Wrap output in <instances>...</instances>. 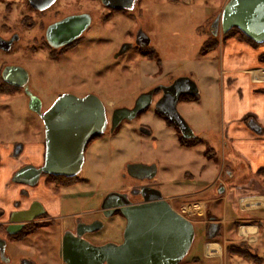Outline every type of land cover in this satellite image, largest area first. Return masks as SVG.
Here are the masks:
<instances>
[{
    "label": "rangeland",
    "instance_id": "374dc122",
    "mask_svg": "<svg viewBox=\"0 0 264 264\" xmlns=\"http://www.w3.org/2000/svg\"><path fill=\"white\" fill-rule=\"evenodd\" d=\"M218 1L222 8L227 0H199L191 5L187 0H159L157 4L154 0H145L142 6L149 11L147 17L155 12L151 10L153 6L162 14L152 18L154 23L152 21L150 29L154 40L149 43L156 59L162 61L161 68L155 61L141 58L139 50L131 48L113 59L106 55L101 57L100 51L97 57L94 52V59L91 56L92 51L90 55L89 52L86 55L83 52L81 59L76 58L77 61H72L68 66L63 63L58 68L43 70L45 63L37 57H31L29 51H23L24 43L18 42L19 58L24 60L23 64L32 77V91L41 100L43 109L63 92L53 78L58 72L59 75L69 74L75 88L73 94L76 96H85V87L97 85L91 94L103 103L108 125L103 134L87 147L84 164L78 176L89 183L80 187L82 191L95 193L99 203H103V198H99L101 193L108 194L138 183L155 185L170 178L180 180L191 167H200L204 163L205 145H210V137L218 135L221 127L223 96L218 67L219 48L201 52L204 42L203 38L196 35L195 26L198 20L194 17V12L199 5L205 11H212L220 4ZM119 45V42H115L112 47L105 49L106 53L115 52ZM20 51L26 58L20 57ZM7 58L0 50V61ZM102 62L104 66L112 68L110 74L104 68L103 73L93 76L95 65L100 69ZM179 77L189 78L198 90L197 99H186L185 95L178 100L176 108L191 130L202 139L201 144L181 145L178 130L169 126L157 114L155 105L162 97V91L152 96L150 105L144 111L133 119H123L116 130L110 131V118L114 109H130L142 93L168 86ZM205 123L211 125V132L207 135L200 132ZM42 128L41 119L28 108L23 94L12 98L0 96V143L14 144L17 140L26 138L35 140L38 137L35 131ZM128 164L152 165L156 170L155 175L151 179L135 181L125 175ZM219 164L220 158L217 159L216 171ZM215 186L213 184L216 189ZM176 193L173 187H163L164 197ZM172 206L175 208L176 203ZM39 236H29L11 246L7 251L10 256L9 264H21L26 259L39 261L41 256H45L43 264H64L57 249H36ZM192 252L193 250L190 254ZM30 253L36 254L30 256ZM190 254H186L178 264H189ZM258 254L261 257L260 264H264V249H258ZM238 259L244 264H252L250 261Z\"/></svg>",
    "mask_w": 264,
    "mask_h": 264
},
{
    "label": "flooded vegetation",
    "instance_id": "af4514ba",
    "mask_svg": "<svg viewBox=\"0 0 264 264\" xmlns=\"http://www.w3.org/2000/svg\"><path fill=\"white\" fill-rule=\"evenodd\" d=\"M158 1L154 0V3L157 4ZM194 1L199 0H188L187 3L191 5ZM143 3H145V0H52L47 6L39 8L34 6L30 0H0V50L8 57L0 61V96L12 98L17 94H23L27 99L28 106L29 95H34L31 84L32 77L23 64L24 60L19 58L18 55V42L24 43L23 51H29L31 57H37L45 63L43 70L58 68L63 63L68 66L72 61H77L76 58H80L83 52L85 55L89 52L90 55V51H92L91 56L93 59L94 52L96 57L101 52V57L106 55L107 58L109 56L113 59L131 48L139 50L140 56L144 51H152L149 44L146 47H140L136 44V40L138 35L141 36L142 33L149 38V43L154 40L150 27L154 23L153 19L156 15L162 14L156 11V6H153L151 10L155 12L150 11V13L153 12V15L147 17L149 11L142 6ZM194 17L198 20L195 26L196 35L201 39L203 38L204 43L214 40L219 42L224 34L221 32V3L212 11H205L202 5L197 6ZM158 20H160V16ZM115 42L120 43L118 49L107 54L105 49L112 47ZM125 45L130 47L120 53L121 47ZM20 52V57H25L22 51ZM104 68H106V73L110 74L112 68L108 65L104 66L102 62L100 69L95 65L92 75L97 77L99 73H103ZM53 78L56 80L57 86L63 91L60 95H74L75 88L69 74L59 75L58 72ZM164 87L150 89L152 96L161 91L163 92ZM95 88H97V85L85 87L86 95L91 94ZM185 95L188 96V94H180L178 100L184 98ZM54 102L43 109V104L39 99V112L30 109L39 116L43 124L42 130L35 131L43 143L42 153L37 163L27 162L15 169L10 180L13 174L23 166H34L35 168L43 166L45 162V125L40 114L47 112ZM120 123L114 130L119 127ZM107 125L108 122L105 130ZM95 135L98 134H92L85 143L83 162L80 170L75 175H52L41 171L36 183L33 185L11 180V184H19L25 188L20 189V199L13 202L14 207L11 211L6 213L0 209V264H9L10 256L7 251L11 246L29 236L35 237L36 235H40V239L34 238L39 241L36 247L38 251L57 249L61 259L60 250L65 241L66 244L70 245V243L72 244L71 239L78 237L83 232V239L95 244L94 236L109 223L110 219L114 217L123 218L118 210L106 216L108 211L99 209L102 203L98 202L97 195L90 191L84 192L80 188L82 185L89 184L86 179L80 178L78 174L83 167L84 153L87 147L99 137H95ZM17 146L20 149L15 153ZM20 151L21 145L16 143L13 146L12 156L16 157ZM125 175H128L126 169ZM132 179L139 181L146 178ZM141 188L155 189L154 185L138 183L113 192L126 194L129 202L139 203L142 201V197L138 193ZM39 190H43L44 195L41 198L37 197ZM106 196L107 193L102 196L103 203L107 200L105 199ZM111 200L115 201V199ZM28 209L31 211L26 214L27 216L41 213L31 221L25 222L20 230L10 233V229L15 230V228L9 226L11 225L9 220L12 214ZM98 221L102 222V227L99 230L88 231L98 225ZM120 238L122 240V235ZM35 254L30 253L29 255L33 256ZM44 258L45 256H41L39 261L26 259L21 264H43Z\"/></svg>",
    "mask_w": 264,
    "mask_h": 264
},
{
    "label": "crops",
    "instance_id": "0c3cea01",
    "mask_svg": "<svg viewBox=\"0 0 264 264\" xmlns=\"http://www.w3.org/2000/svg\"><path fill=\"white\" fill-rule=\"evenodd\" d=\"M217 47L223 96L218 135L205 145L202 166L191 167L180 180L170 178L154 185L161 195L163 187H173L175 195L162 197H170L172 204L176 203L174 209L193 223L189 264H244L239 255L227 251L232 244L246 243L257 255L258 249H264V42L252 46L229 37L219 39ZM158 66L161 68L162 61ZM210 130L211 125L205 123L200 132L207 135ZM191 132L201 144L202 139ZM37 136L35 140H17L21 151L16 157L12 156L15 143H0V209L6 213L20 199V189L25 188L11 184L12 173L27 162L40 160L43 143ZM217 176L221 183L215 182ZM43 195L42 190L37 197ZM124 226L125 219H110L94 236V243H118Z\"/></svg>",
    "mask_w": 264,
    "mask_h": 264
},
{
    "label": "water",
    "instance_id": "95a60500",
    "mask_svg": "<svg viewBox=\"0 0 264 264\" xmlns=\"http://www.w3.org/2000/svg\"><path fill=\"white\" fill-rule=\"evenodd\" d=\"M39 8L52 0H30ZM236 28L256 43L264 42V0H227L221 9V32ZM136 44L146 47L149 38L142 33ZM130 46H122L120 53ZM193 95L197 88L187 77H179L165 86L162 97L155 105L156 111L172 122L185 138L193 136L190 127L177 111L180 94ZM152 100V91L142 93L130 109L116 108L112 112L110 130L123 119H133L147 108ZM28 107L39 112V99L29 95ZM45 129V162L40 168L23 166L12 177L13 182L33 185L41 171L52 175L73 176L81 168L83 147L92 134L105 131L107 120L103 103L92 94L77 97L60 95L51 108L40 114ZM17 146L15 153L19 151ZM127 174L135 179H151L155 167L144 164L126 165ZM152 192V193H151ZM142 201L131 203L126 194L110 192L100 208L111 215L118 210L125 219L120 243L107 242L101 245L89 243L82 233L63 243L60 256L65 264H178L188 253L194 239L193 223L175 211L156 189L141 188ZM151 193V194H149ZM111 199H115L112 201ZM31 210L17 211L9 222L10 233L21 229L25 222L41 212L27 216ZM15 215V216H14ZM9 227V228H10ZM102 222L88 231L99 230ZM264 231V228H263ZM2 247V245H1Z\"/></svg>",
    "mask_w": 264,
    "mask_h": 264
},
{
    "label": "trees",
    "instance_id": "16d2710c",
    "mask_svg": "<svg viewBox=\"0 0 264 264\" xmlns=\"http://www.w3.org/2000/svg\"><path fill=\"white\" fill-rule=\"evenodd\" d=\"M229 37H235L237 38L238 40L240 41H244L252 46H258L259 43H256L254 41H252L251 39H249L248 37H246L243 33H241L238 29L236 28H232L230 30H228L226 33H224L221 38L222 40L223 39H227ZM218 45V41L217 40H214V41H207L203 44V47L201 49V52L202 53H206L208 52L210 49H213L215 47H217ZM141 57L143 58H146L148 60H155L157 62V64L159 65L160 64V59H156V54L154 52V50L152 51H148V52H143L141 53ZM186 98L188 99H195L196 98V95H192V96H186ZM160 117H162L163 119H165L166 123L169 125V126H172L173 128H175L176 130H178L173 123H171L167 118H165L164 116L160 115L159 113H157ZM179 132V130H178ZM100 135H95V137H98ZM200 140L197 139V138H184L180 132H179V143L181 145H185V146H188V145H195L197 143H199ZM227 251L230 252V253H234V254H237L239 255L241 258L243 259H246L248 261H251L255 264H259L261 262V257L259 255H257V253L255 251L252 250V248L246 244V243H240L238 245H229L227 247Z\"/></svg>",
    "mask_w": 264,
    "mask_h": 264
},
{
    "label": "built area",
    "instance_id": "2783aa9c",
    "mask_svg": "<svg viewBox=\"0 0 264 264\" xmlns=\"http://www.w3.org/2000/svg\"><path fill=\"white\" fill-rule=\"evenodd\" d=\"M263 72H264V70H263ZM168 200H171V198H169Z\"/></svg>",
    "mask_w": 264,
    "mask_h": 264
}]
</instances>
